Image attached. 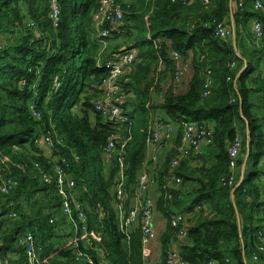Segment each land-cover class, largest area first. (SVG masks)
<instances>
[{"label":"trees","instance_id":"16d2710c","mask_svg":"<svg viewBox=\"0 0 264 264\" xmlns=\"http://www.w3.org/2000/svg\"><path fill=\"white\" fill-rule=\"evenodd\" d=\"M254 2L125 0L124 32L109 37L103 46L93 29L98 0H60L56 24L48 0H0L4 42L0 50V171L17 182L9 193L0 192L3 259L27 264L20 238L31 232L42 248L40 259L47 257L45 264H81L63 246L73 230L62 213L53 167L54 160L66 157L75 196L91 226L101 232L111 264H144L140 228L133 227L126 238L114 212L111 181L117 150H103L111 135L126 137L127 126L112 124L94 110L105 73L96 66V57L110 58L125 46L138 48L142 59L129 74L135 97L125 107L131 119L125 149L126 207L143 169L150 123L157 119L176 128L173 141L159 153L151 177L158 191L155 209L165 219L155 263L165 264L168 251L176 247L185 264H264V11L256 9ZM253 20L262 27L258 40L251 28ZM220 23L231 29L225 40L214 35ZM148 35L161 39V46H155ZM172 50L185 66L184 74L191 70L184 91L180 90L184 75L178 85L173 82ZM160 63L164 68L158 70ZM156 66L157 81L164 83L154 82ZM153 92L161 94L158 103L152 102ZM31 103L39 119L31 114ZM76 107L80 115L74 113ZM158 109L163 115H151ZM186 122L211 124L212 142L172 167ZM46 135L51 137L49 150L34 142ZM235 137L242 149L235 183L228 185L222 182L227 179L228 147ZM35 163L52 175L49 183L40 179ZM25 203L30 206L27 211ZM96 204L106 212L102 225L94 211ZM10 211L16 213L14 218L9 217ZM175 212L186 216L179 225L186 230L181 238L170 224ZM63 227L69 231L63 232Z\"/></svg>","mask_w":264,"mask_h":264},{"label":"built area","instance_id":"2783aa9c","mask_svg":"<svg viewBox=\"0 0 264 264\" xmlns=\"http://www.w3.org/2000/svg\"><path fill=\"white\" fill-rule=\"evenodd\" d=\"M208 0H204L207 2ZM236 0H233V2ZM50 7V16L54 24L59 20L60 15V0H48ZM242 2L239 3L241 5ZM255 8L263 9L264 5L260 0H255ZM124 13L125 0H98L97 7L93 13V29L96 38L102 42L103 46L107 44V39L113 35L124 32ZM31 23V22H30ZM147 23V22H146ZM251 28L256 40L262 36V27L258 20H253ZM214 35L221 39H226L231 35V29L226 25L217 24ZM148 35L147 39L151 40L157 47L161 46V39H151ZM4 42L0 38V50L3 48ZM125 47V46H124ZM120 48L119 51L110 58L102 59L96 57V66L103 68L104 75L100 79L98 86L99 96L94 101V110L110 123L119 127L127 126V136L113 134L109 137L104 146V153H111L117 150L116 155V172L112 178V187L115 195L114 212L117 217L118 227L123 236L127 238L133 227H139L141 230V248L144 264H153L151 257V244L156 239L154 228V204L147 196L149 187L153 179L150 171L147 169V162L156 163L159 153L163 148L169 145L167 143V134L173 130L172 123H161L155 119L149 125V135L146 138V155L143 162V169L138 174L131 198V203L128 207L125 206L127 197V164L125 161V149L130 140L131 133L129 125L131 119L125 114V107L130 98L134 97L135 93L130 86L129 74L133 70V66L137 59V48ZM171 56L174 59L175 75L173 82L175 85L180 83L181 77L184 75L185 66L181 65L179 55L176 51H171ZM161 58V57H160ZM161 62V61H160ZM162 66V63H160ZM23 83V82H22ZM55 84V83H54ZM211 80L205 84L203 95L209 93ZM31 114L36 119L40 118V113L35 109L33 103L29 106ZM35 144L46 146L50 149L52 145L50 135L37 137L34 140ZM212 142V126L207 122L184 123L183 132L179 138L176 148L177 155L171 162L172 167L180 162L181 159L187 157L190 153H197L203 147ZM163 147V148H162ZM242 149L241 140L235 137L228 147L229 164L227 179L223 180V184L232 185L235 183L237 174V159ZM77 160V155H74ZM53 167L56 180V190L62 199V213L70 223V228L73 230V235L65 245L71 249L74 260L81 264H111L108 251L103 242V236L100 231L91 226L89 216L85 212L84 205L79 202L74 193L75 181L67 173L69 161L66 157L57 158ZM35 167L39 171L40 179L49 183L52 175L44 171L37 163ZM179 182V179H175ZM17 185L16 180L11 177H3L0 171V192L3 194L9 193ZM168 197H170L168 195ZM98 221L102 225V220L106 217V212L100 204L94 207ZM16 213L10 211L9 217L14 218ZM185 215L181 212H175L171 217L170 224L177 230V237L185 235V228L180 227L185 220ZM53 219L50 220L52 222ZM20 243L23 244L27 264H45L47 257L42 260L39 253L42 251L41 246L36 242L34 235L31 232H26L21 238ZM1 248V246H0ZM0 264H8L3 259L0 249ZM165 264H185L176 247L170 248L165 259ZM213 264V263H212Z\"/></svg>","mask_w":264,"mask_h":264},{"label":"crops","instance_id":"0c3cea01","mask_svg":"<svg viewBox=\"0 0 264 264\" xmlns=\"http://www.w3.org/2000/svg\"><path fill=\"white\" fill-rule=\"evenodd\" d=\"M229 21H230V23H231V25H232V27H233V17H232V13L230 14V16H229ZM251 29V28H250ZM89 38V40L91 39V37H88ZM232 39H233V44L235 45V36H234V34H233V37H232ZM236 53L237 54H239V49H236ZM160 65V64H159ZM163 67V66H162ZM161 68V65L158 67V70ZM164 68V67H163ZM190 76H191V70H189V69H187L186 70V72H185V74H184V85H183V87H181L180 88V90L181 91H184L185 89H186V83L188 82V80L190 79ZM165 86V85H164ZM163 86V87H164ZM155 93V92H154ZM158 92H156L155 94H156V96H157V98L158 99H160L161 98V94L160 93H158ZM162 93V92H161ZM155 95L154 94H152V100H153V97H154ZM134 97H135V95H134ZM133 98V97H132ZM160 111V110H159ZM151 113V115H159V113H161V115H163V112L161 111V112H159V113H156V111H151L150 112ZM204 148L205 147H203L202 149H201V152L204 150ZM162 153V150H161V152H160V154ZM245 158H246V156H245ZM247 160V159H246ZM245 160V161H246ZM152 164H156V163H152ZM145 165H148V167H150V165H151V163L149 164V162H147ZM243 176H244V174H243ZM152 184H153V182H152ZM149 189H150V187H149ZM153 194H155L154 193V190H153V188L151 189V190H148V192H147V196L149 197V198H151V200H152V202H153V204H154V228H155V232H156V239H157V237L162 233V231L164 230V227H165V219L162 217V215L155 209V198H153L152 197V195ZM159 238V237H158ZM155 239V240H156ZM155 240L152 242V244H151V257H152V260H153V262H154V258H155V253H156V246H155ZM2 243L0 242V245H1ZM159 248H158V255H160V245L158 246ZM9 258H12V259H14L15 258V256L14 255H9L8 256ZM157 260L158 259H156L155 260V262H157ZM5 261L9 264V261L7 260V259H5Z\"/></svg>","mask_w":264,"mask_h":264},{"label":"rangeland","instance_id":"374dc122","mask_svg":"<svg viewBox=\"0 0 264 264\" xmlns=\"http://www.w3.org/2000/svg\"><path fill=\"white\" fill-rule=\"evenodd\" d=\"M124 22V21H123ZM130 24V23H129ZM29 25H31V26H33V23L31 22V23H29ZM230 27L233 29V27H232V25H230ZM119 38H121V39H123V37L122 36H119ZM118 41H119V39H118ZM136 54H137V59H136V62H135V64H134V66H133V68H134V70H136L137 69V65L138 64H140V62H141V57H140V50H138V48H137V51H136ZM157 67L158 66H156L155 67V69H156V73H154L153 74V77H154V82L155 83H164L163 82V80L162 81H160V82H158L157 80H158V76H159V74L158 73H160L159 71H157ZM134 70H133V72H134ZM169 76V75H168ZM171 77V76H170ZM169 79V78H168ZM184 84V76H183V78H182V80H181V84ZM153 94L155 95L154 97H153V100H152V102H155V103H158L160 100L157 98V96H156V94L153 92ZM159 112H161V110L159 111V109L158 110H156V113H159ZM74 113L75 114H77V115H80V110H79V108L78 107H76L75 108V110H74ZM159 114H161V113H159ZM175 132H176V128L175 129H173L171 132H169L168 134H167V143L168 142H170V141H173V139H174V135H175ZM176 144H173V147L175 146ZM163 148V147H162ZM246 154L247 153H245V154H243V158H245V156H246ZM157 161H158V158H157ZM158 163V162H157ZM156 163V164H157ZM156 164H152L151 163V165H150V167H148V169L151 171L150 172V175H151V177H152V172H154V169H155V165ZM153 181L156 183V179L154 180L153 179ZM153 182V184H151V186H150V189L149 190H151L152 188H153V190H154V193L155 194H153L152 195V197L153 198H155L156 199V197H157V195H158V191H157V189H156V184ZM24 209L27 211V210H29L30 209V206L27 204V203H25L24 204ZM184 214V213H183ZM185 215V214H184ZM62 230H63V232H67V231H69L68 230V228H66V227H63L62 228ZM179 240V239H178ZM69 243V241L68 240H66L65 242H64V244H63V246H65V245H67ZM160 244H159V239H158V237H157V239L155 240V246L157 247L156 248V253H155V258H154V263H155V260L156 259H159V253H158V246H159ZM152 259V258H151ZM153 261V260H152ZM156 264V263H155Z\"/></svg>","mask_w":264,"mask_h":264},{"label":"water","instance_id":"95a60500","mask_svg":"<svg viewBox=\"0 0 264 264\" xmlns=\"http://www.w3.org/2000/svg\"><path fill=\"white\" fill-rule=\"evenodd\" d=\"M125 48V47H124ZM248 157V153L246 154V158H244V161H243V165H242V172H241V179L243 178V174H244V167H245V163H246V159Z\"/></svg>","mask_w":264,"mask_h":264}]
</instances>
